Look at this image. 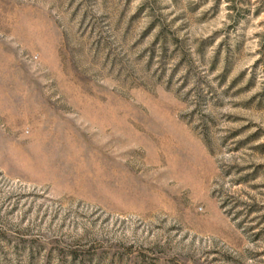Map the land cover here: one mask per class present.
Wrapping results in <instances>:
<instances>
[{"label":"rangeland","instance_id":"rangeland-1","mask_svg":"<svg viewBox=\"0 0 264 264\" xmlns=\"http://www.w3.org/2000/svg\"><path fill=\"white\" fill-rule=\"evenodd\" d=\"M0 264H264V0H0Z\"/></svg>","mask_w":264,"mask_h":264}]
</instances>
